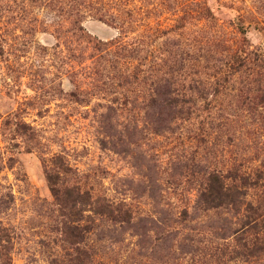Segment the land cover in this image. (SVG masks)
<instances>
[{
    "label": "rangeland",
    "instance_id": "374dc122",
    "mask_svg": "<svg viewBox=\"0 0 264 264\" xmlns=\"http://www.w3.org/2000/svg\"><path fill=\"white\" fill-rule=\"evenodd\" d=\"M254 54L263 60L253 67L264 65V0H0V224L11 264L76 255L60 231L75 215L45 179L57 155L67 184L132 213L128 224L83 213L82 264L251 261L231 251L234 211L204 209L198 194L210 170H264L256 84L248 70L229 76L233 57L251 64ZM16 119L35 139L13 133Z\"/></svg>",
    "mask_w": 264,
    "mask_h": 264
},
{
    "label": "trees",
    "instance_id": "16d2710c",
    "mask_svg": "<svg viewBox=\"0 0 264 264\" xmlns=\"http://www.w3.org/2000/svg\"><path fill=\"white\" fill-rule=\"evenodd\" d=\"M262 58V56L254 54L250 64L245 57H233L232 61L235 64L233 63V70L229 72V76L232 77L235 73L248 70L252 75V82L256 84L252 89L255 94L254 99L264 106V65L256 64L258 68L255 67L256 65L253 67L254 60L260 61L263 60ZM156 93L155 91L154 94ZM174 101H177L175 96L169 93V98L165 100L166 104L173 105ZM183 102L193 103L190 96ZM184 113L187 114L188 109ZM14 125L13 133L15 135H21L27 140L35 139L36 133L31 125L19 119H16ZM54 160L52 161L54 165L44 164L45 179L59 209L70 210L75 215L65 219L60 231L67 239L70 238L69 243L76 249L72 264H82L78 245L83 242L84 234L87 231V228L81 224L83 213L90 211L95 215L111 216L117 221L127 224L132 219V213L128 208L118 209L109 203H99L98 197L93 196L78 184H67L63 180L62 174L68 172V167L63 166L59 155ZM245 169L241 164H237L229 166L225 170L206 172L198 194V201L204 209L221 207L233 210L240 222L231 231L235 240V247H232L231 251H234L237 256L250 258L251 261L246 264H264L259 262L261 255L264 254V170L258 166ZM11 246V233L7 227L0 224V264H11ZM213 262L206 261L200 262V264H214Z\"/></svg>",
    "mask_w": 264,
    "mask_h": 264
}]
</instances>
